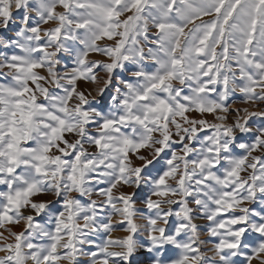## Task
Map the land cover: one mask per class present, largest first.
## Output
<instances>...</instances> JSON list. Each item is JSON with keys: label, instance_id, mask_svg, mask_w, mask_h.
Returning <instances> with one entry per match:
<instances>
[{"label": "snow or ice", "instance_id": "snow-or-ice-1", "mask_svg": "<svg viewBox=\"0 0 264 264\" xmlns=\"http://www.w3.org/2000/svg\"><path fill=\"white\" fill-rule=\"evenodd\" d=\"M262 105L264 0H0V264H264Z\"/></svg>", "mask_w": 264, "mask_h": 264}, {"label": "rangeland", "instance_id": "rangeland-1", "mask_svg": "<svg viewBox=\"0 0 264 264\" xmlns=\"http://www.w3.org/2000/svg\"><path fill=\"white\" fill-rule=\"evenodd\" d=\"M96 58H99V57H96ZM100 75L103 76L104 74L101 73ZM85 87L89 88V90L92 91V96L93 97H95L97 100L100 99V97L97 95V86L96 85H85ZM233 99H235V100L238 101L236 104H233L232 105L234 108H241V107H245L246 106V105H243V104L239 103V101L241 99V94H239V93L234 94ZM261 107H262V109H264V105H262ZM208 118L210 120L212 119L211 116H209ZM42 199H53V198L52 197L45 196V197H42ZM137 208L141 212L145 211L144 208H143V205L139 201L137 202ZM113 219H114V221H118L120 219V217L119 216H116ZM195 222L199 226L201 233L204 234V235H202V238L205 239V240H209V243H208L207 247H211L212 244L215 241H214V238H212L210 240L209 237H207V235H206L205 228H206V225L208 224V221H206L205 219H202V218H198V219H196ZM138 223H140L141 225H143L144 221L143 220H140V221H138ZM13 230L14 231H17V232L22 231L23 230V226L22 225L21 226H14L13 227ZM0 231H2V229H0ZM5 235H7V233H5ZM123 235H125V233L123 231L117 230V231H115L113 233V238H119V237H121ZM0 255H2V253H0Z\"/></svg>", "mask_w": 264, "mask_h": 264}]
</instances>
